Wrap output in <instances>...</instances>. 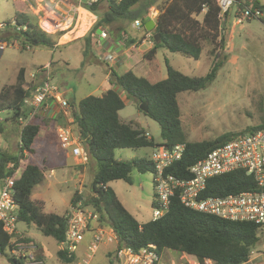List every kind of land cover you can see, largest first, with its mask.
<instances>
[{"label": "trees", "instance_id": "trees-1", "mask_svg": "<svg viewBox=\"0 0 264 264\" xmlns=\"http://www.w3.org/2000/svg\"><path fill=\"white\" fill-rule=\"evenodd\" d=\"M67 1L77 3L80 0ZM100 1L91 5L81 3L82 8L97 18L82 37L87 51L90 50L97 31L110 27L120 20L126 22L139 20L142 24L141 29L152 36V47L141 54V58L148 63L147 67L143 68L140 62L139 64L127 62L125 71L121 74L111 69L108 81L110 85L121 89L126 98L135 101L138 106L147 104L146 113L139 108L138 110L158 124L161 142H155L143 129L132 122L125 123L120 120L118 112L124 107V103L112 88L103 91L100 96L89 95L77 102L73 99L70 102V118L74 127L72 131L87 152V164L92 167L93 175L84 205L92 207L100 214V221L116 234L118 246L130 247L137 251L148 245H154L159 255L164 250L177 252L193 257L198 264H206V261H210V264H246L252 250L261 241L264 245V236L261 237L264 227L251 222L224 220L189 209L180 202L177 195L171 199L169 210L163 217L140 224L123 207L114 191L108 186L116 180L131 184L130 175L134 170L140 173L154 172L149 158L116 160L114 158L116 149L151 148L153 150L160 146L184 144L181 160L175 162L166 172L187 177L188 168L209 151L239 136L255 132L264 125L263 115L261 123L249 126L240 133H224L212 140L199 142L187 141L181 127L177 95L206 89L216 79L227 59L225 51L231 25V9L229 8L221 16L215 0H105L106 11L99 12ZM233 2L237 7L242 8L241 0H233ZM14 5L18 10L15 24L23 27L18 30L23 37L22 48L25 43L33 47H59L46 32L27 21L19 10L17 0H14ZM150 7L156 8L158 14L154 19V29L148 32L144 25L149 21L147 14ZM250 10L252 13L255 10L263 13L264 5L254 0ZM253 18H259L264 22L261 17L253 16ZM156 33L159 34L158 42L153 39ZM204 40L215 45L209 52L212 63L204 76L189 77L172 69L167 63L166 78L161 80L153 78L152 67L157 66L155 55L158 48L163 47L171 53L197 61L202 52L201 42ZM135 50L132 49L131 53ZM138 67L145 71L144 76L134 73L133 70ZM39 82L40 79L36 76L35 81L29 82L28 86L25 70L21 68L15 84L1 89L0 110H7L10 116L0 120V133H3L7 123L18 125L17 119L26 116L27 110L23 102ZM41 120L42 117L37 114L27 125L19 126L15 153L0 150V182L21 166L25 161V155L36 154L34 143L44 124ZM11 163L13 168H9ZM47 169L51 168L26 164L15 181L17 222L34 225L43 236L51 237L58 244L65 239L67 211L62 215L45 213L43 203L32 199L33 190L44 180V172ZM251 190H256L253 177L243 170H234L209 179L204 195L224 196ZM78 199L75 191L70 205H74ZM17 242L34 243L31 238L20 234L7 235L0 228V256L5 257L9 264H25V257L11 252ZM56 255L65 264H77L81 259L79 254H68L61 250H58ZM106 256L109 264H113V253L108 252ZM35 261L44 264L38 245H36Z\"/></svg>", "mask_w": 264, "mask_h": 264}, {"label": "rangeland", "instance_id": "rangeland-1", "mask_svg": "<svg viewBox=\"0 0 264 264\" xmlns=\"http://www.w3.org/2000/svg\"><path fill=\"white\" fill-rule=\"evenodd\" d=\"M257 1L264 5V0ZM17 2L27 21L46 32L59 47H33L25 43L22 48L23 37L18 30L23 27L15 24L18 10L14 0H0V47L4 46V49L0 50V91L3 87L15 84L19 69L25 70V79L29 86V82L35 81L36 76L41 79L43 75L41 70L49 65L51 84L60 90L64 98H74L77 102L89 95L100 96L105 73L111 69L118 74L125 71L123 65L117 67V62L108 60V57L103 58L105 51L96 47L100 31H105L109 35L108 40L114 32L121 31H124L125 40H139L134 44L133 48L136 50L129 53L127 61L132 64L140 62L143 68L147 67L148 63L141 58V54L152 47V36L151 34L148 36L141 28L133 27V22L120 20L110 27L100 29L92 41L96 46L91 45L87 51L82 37L97 18L82 8L81 1L74 3L67 0H17ZM253 2L254 0H241L242 8L237 7L234 2L230 7L231 25L225 51L227 59L214 82L198 92H183L177 95L181 127L187 141L212 140L224 133H240L249 126L261 123L264 115V22L259 18L249 17L237 23V18H240L243 11L250 8ZM106 6V1L101 0L98 11L105 12ZM71 8L76 9V13L70 11ZM82 10L88 13V21L83 20ZM257 17L264 20V12ZM143 42L146 44L137 49ZM201 45L202 52L197 61L171 53L163 47L158 48L155 55L157 66L152 67L153 78L158 80L166 78L167 63L172 69L189 77L204 76L212 63L209 52L215 45L208 40L202 41ZM147 46L150 47L147 49ZM133 71L137 75H145V71L139 67ZM116 90L120 91L119 96L124 103V107L118 112L120 120L125 123L132 122L155 142H161L158 124L142 115L136 102L126 98L121 89L116 87ZM9 116L10 112L7 110H0L1 121ZM70 120L67 124L74 128L72 118ZM19 126V123L18 125L7 123L3 133H0V150L6 153L17 151ZM34 149L35 155H25L20 172L26 164L53 169L44 172V180L34 188L32 199L43 203V212L62 215L79 185L82 186L84 198L87 197L92 182V167L90 164L80 167L74 165L70 151L60 147L54 135L53 124L38 135ZM151 154V148L116 149L114 158L127 161L149 158ZM130 176L131 184L116 180L108 186L138 223L148 222L152 216L151 204L154 196L152 174L134 170ZM16 228L20 235L31 238L33 246H39L44 264H65L56 255L59 248L54 239L43 236L34 225L18 221ZM263 236L264 232L261 233V237ZM88 240L89 235L86 234L77 254L82 255L85 252ZM112 249V244H101L90 264H109L106 254ZM27 250L29 252V249ZM35 252L32 251V254L35 255ZM253 255L261 256L247 264L253 262L264 264L262 241L252 250L251 256ZM194 260L185 254L168 250L162 251L160 255V261L164 264H183ZM0 264L9 263L5 257L0 256Z\"/></svg>", "mask_w": 264, "mask_h": 264}, {"label": "built area", "instance_id": "built-area-1", "mask_svg": "<svg viewBox=\"0 0 264 264\" xmlns=\"http://www.w3.org/2000/svg\"><path fill=\"white\" fill-rule=\"evenodd\" d=\"M82 2V0H80ZM98 0H85L87 5ZM222 16L232 5L233 0H215ZM76 13V9H70ZM158 11L154 7L148 10L147 18L154 20ZM260 12H251L250 8L243 11L241 20L258 16ZM133 27L140 29L139 20L133 22ZM107 33L99 32V37L105 39ZM150 36V34H148ZM4 46L0 47L3 50ZM108 60L112 61L109 56ZM49 65L41 70L42 77L35 84L31 94L24 100L26 116H20L17 122L21 126L27 125L35 115L46 107L47 103H54L64 118L70 119V102L62 96L59 89L51 84ZM56 137L60 147L69 150L78 165L88 163V155L79 138L68 125L57 126ZM184 144L171 147L160 146L152 150L149 160L153 164L152 183L154 187V205L152 206L151 220L163 217L169 210L171 199L177 195L180 202L187 208L213 215L224 220L251 222L264 227V125L257 131L239 136L223 145L209 151L202 159L188 168L186 176L167 173L166 170L182 158ZM13 168V164H9ZM21 167L17 168L11 176L0 182V228L7 235L19 234L17 232L18 205L14 200L15 181L20 176ZM234 170H243L253 177L256 190L242 191L224 196L204 195L209 179ZM79 199L67 210V227L64 241L58 243V248L68 254L77 253L86 234L89 240L85 252L77 264H90L97 248L103 244H112L113 264H162L160 255L154 245H148L135 251L130 247L118 246L114 231L100 221V214L92 207L84 205L82 186L77 189ZM26 249H29L26 251ZM36 247L32 243L17 242L11 251L15 255L26 258L25 264H39L35 261ZM188 264H195L187 261ZM197 263V262H196ZM210 264V261H206Z\"/></svg>", "mask_w": 264, "mask_h": 264}, {"label": "crops", "instance_id": "crops-1", "mask_svg": "<svg viewBox=\"0 0 264 264\" xmlns=\"http://www.w3.org/2000/svg\"><path fill=\"white\" fill-rule=\"evenodd\" d=\"M82 12L86 13V15H88V13H89V12L87 13L84 10H82ZM89 14L91 16H94L91 13H89ZM123 33H124V31L114 32L113 35L111 36V38H109V40H108L109 35H107L105 39H102V38L98 37V40L96 41L97 46L96 45L95 46L96 47H100L101 49H103L105 51L104 55H103V58H107V57L111 56L112 57V61L118 63L117 67H119V65H123L124 68H125L126 63L128 62L127 61L128 60V55H129V53H131L132 49H134L133 48L134 44H137L139 40H137V41H134V40H131V39L125 40V37H124ZM144 44H146V42L141 43L137 49L141 48ZM91 45L94 46L93 44H91ZM149 47L150 46H147V49ZM108 79H109V72L105 73V77H104V80H103V85L101 87V94H102L103 91H105L107 89H110V88L114 89L117 92L116 87L110 85ZM65 92H68V91H65ZM117 93L119 94L120 91L117 92ZM73 99L74 98H68L67 100L68 101L71 100V102H72ZM39 115L42 117L41 121L44 122L39 134L45 132L50 127V125L53 124L54 135H56V133H55L56 131L55 130H56L57 126L65 125V124H67V123H69L71 121L70 119L62 117V115L59 112L57 106L54 103H52V102L47 103L46 107L40 112ZM45 122H48L49 125L47 126V123H45ZM66 156L68 157L69 154H66ZM73 163H74V165L76 167L80 166V165H78V163L75 160V158H73ZM52 170L53 169L51 168L50 171H52ZM69 205H70V203H69ZM68 208H69V206H68ZM68 208H67V210H68ZM83 254L80 255V258H82ZM260 256L259 255L251 256L247 263H249L250 261L257 260ZM188 257H190V256H188ZM190 258L194 259L193 257H190ZM192 262H194L195 264H198V263H196L195 260L192 261ZM162 264H164V263H162ZM253 264H254V262H253Z\"/></svg>", "mask_w": 264, "mask_h": 264}, {"label": "water", "instance_id": "water-1", "mask_svg": "<svg viewBox=\"0 0 264 264\" xmlns=\"http://www.w3.org/2000/svg\"><path fill=\"white\" fill-rule=\"evenodd\" d=\"M82 2L85 3V0H82ZM154 27H155V22H154V20H149V21L146 22L145 25H144L145 30L148 31V32L152 31V30L154 29ZM153 39H154L156 42H158V41H159V34H157V33L154 34ZM69 102H71V100H69ZM139 110H141L142 112L146 113L147 110H148V106H147V104H146V103L140 104V105H139Z\"/></svg>", "mask_w": 264, "mask_h": 264}, {"label": "bare ground", "instance_id": "bare-ground-1", "mask_svg": "<svg viewBox=\"0 0 264 264\" xmlns=\"http://www.w3.org/2000/svg\"><path fill=\"white\" fill-rule=\"evenodd\" d=\"M83 15H84V17H83V20L84 21H88L89 19H88V15H86V13H82ZM88 23H90V22H88ZM83 24V23H82ZM65 38V37H64Z\"/></svg>", "mask_w": 264, "mask_h": 264}]
</instances>
